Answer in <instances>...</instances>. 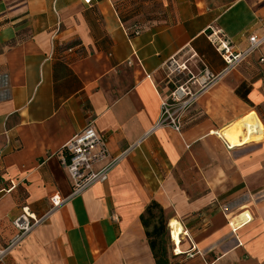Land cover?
Wrapping results in <instances>:
<instances>
[{"label": "crops", "instance_id": "1", "mask_svg": "<svg viewBox=\"0 0 264 264\" xmlns=\"http://www.w3.org/2000/svg\"><path fill=\"white\" fill-rule=\"evenodd\" d=\"M251 35L264 0H0V247L25 207L50 211L6 264H157L152 200L178 224L173 264H264V42L227 73L213 44ZM178 84L201 90L180 131L159 125ZM87 125L96 170L141 142L72 195L63 147Z\"/></svg>", "mask_w": 264, "mask_h": 264}, {"label": "built area", "instance_id": "2", "mask_svg": "<svg viewBox=\"0 0 264 264\" xmlns=\"http://www.w3.org/2000/svg\"><path fill=\"white\" fill-rule=\"evenodd\" d=\"M92 1L93 0H84L86 4H91ZM135 33L138 34L139 31ZM249 41L248 47L243 51H234L233 46H230L227 41L221 39L213 42L214 47H216L226 63L222 71L223 73L231 71V69L244 62L249 55L260 48V44L264 42V35L260 37L251 35ZM261 60H264V58ZM188 88L189 87L184 84H178L173 89L172 94L163 100L159 125H169L180 131L183 113L191 107L201 93V90L191 92ZM140 142L131 145V147L122 152V154L110 160L101 170H96L94 165L106 158L109 154L107 139L102 134L100 135L93 125H87L85 129L73 136L63 147L65 154L63 166L68 170L72 180V195L84 191L97 181L106 179L110 170L130 153L129 151L131 148L138 146ZM51 199L53 202L52 209L59 207L60 204L64 202V199L57 194L53 195ZM49 212L45 213L43 216H37L33 213L30 214L27 207L23 209L21 215L14 221L15 228L18 229L17 235L9 245L2 248L0 247V264H6L5 258L10 250L17 246V243L29 234L32 228L43 223L49 216ZM237 229V227L233 228V231L236 232Z\"/></svg>", "mask_w": 264, "mask_h": 264}, {"label": "trees", "instance_id": "3", "mask_svg": "<svg viewBox=\"0 0 264 264\" xmlns=\"http://www.w3.org/2000/svg\"><path fill=\"white\" fill-rule=\"evenodd\" d=\"M141 221L145 227L156 263L173 264L174 261L170 260L169 254H167L166 239L164 238L167 233V219L163 206L157 200H152L141 215Z\"/></svg>", "mask_w": 264, "mask_h": 264}, {"label": "bare ground", "instance_id": "4", "mask_svg": "<svg viewBox=\"0 0 264 264\" xmlns=\"http://www.w3.org/2000/svg\"><path fill=\"white\" fill-rule=\"evenodd\" d=\"M257 134H259L258 136H255L253 137V139L251 140H257V139H260L262 136V134H260L258 131H256ZM230 135V134H229ZM231 138H228V141L230 142V144L232 146H235V145H242L244 144V138L242 136L238 137V138H235L233 136H230ZM249 141V140H248ZM171 228H172V236L176 243H178L179 239H178V224H176V220H172L171 223Z\"/></svg>", "mask_w": 264, "mask_h": 264}, {"label": "rangeland", "instance_id": "5", "mask_svg": "<svg viewBox=\"0 0 264 264\" xmlns=\"http://www.w3.org/2000/svg\"><path fill=\"white\" fill-rule=\"evenodd\" d=\"M261 132L263 133V131H261ZM166 225H167V233H166V236L164 238L166 239L167 254H169L170 260H173L174 258H177L178 256L174 252L175 244H174V240L171 239V236L169 233L170 232V226L167 224V222H166Z\"/></svg>", "mask_w": 264, "mask_h": 264}]
</instances>
